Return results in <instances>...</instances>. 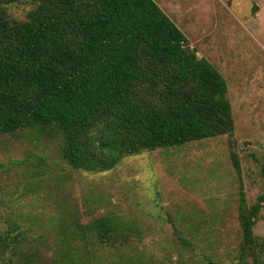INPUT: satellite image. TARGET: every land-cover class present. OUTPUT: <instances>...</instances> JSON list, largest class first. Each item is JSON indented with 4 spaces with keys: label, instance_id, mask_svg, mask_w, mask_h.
<instances>
[{
    "label": "trees",
    "instance_id": "trees-1",
    "mask_svg": "<svg viewBox=\"0 0 264 264\" xmlns=\"http://www.w3.org/2000/svg\"><path fill=\"white\" fill-rule=\"evenodd\" d=\"M26 3L25 21L9 18L8 6ZM24 130L60 137L69 167L99 174L144 152L231 137L234 122L226 81L153 0H0V136ZM260 173L264 180V165ZM263 209L264 184L250 206L240 185L237 264H264V241L254 235ZM71 227L68 241L95 250L90 260L68 247L60 264H95L97 251L142 236L116 215L73 218ZM23 240L15 222L0 232L4 264L34 259Z\"/></svg>",
    "mask_w": 264,
    "mask_h": 264
},
{
    "label": "rangeland",
    "instance_id": "rangeland-1",
    "mask_svg": "<svg viewBox=\"0 0 264 264\" xmlns=\"http://www.w3.org/2000/svg\"><path fill=\"white\" fill-rule=\"evenodd\" d=\"M153 1L226 81L234 133L127 157L99 174L69 167L60 137L1 135L0 232L20 226L23 251L35 255L25 264H60L68 247L92 260L95 249L66 234L73 218L86 224L105 215L137 223L142 236L129 248L97 251L95 264L238 262L240 185L250 206L264 184V0ZM32 8L12 4L7 13L25 21ZM254 235L264 241V209Z\"/></svg>",
    "mask_w": 264,
    "mask_h": 264
}]
</instances>
